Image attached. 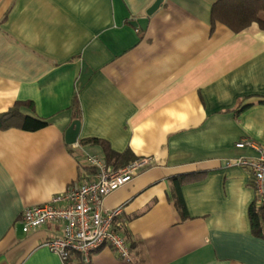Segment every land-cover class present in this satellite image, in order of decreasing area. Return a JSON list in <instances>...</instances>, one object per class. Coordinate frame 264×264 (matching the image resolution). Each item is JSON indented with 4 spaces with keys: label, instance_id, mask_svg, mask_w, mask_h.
Returning <instances> with one entry per match:
<instances>
[{
    "label": "crops",
    "instance_id": "crops-1",
    "mask_svg": "<svg viewBox=\"0 0 264 264\" xmlns=\"http://www.w3.org/2000/svg\"><path fill=\"white\" fill-rule=\"evenodd\" d=\"M155 1L0 0V113L20 102L47 122L0 125V264H65L46 245L59 225L25 232L22 213L86 179L106 148L152 162L105 199L123 207L115 227L133 261L107 245L90 264H264L255 179L231 163L260 155L238 141L264 146V29L213 27L218 0H163L150 14Z\"/></svg>",
    "mask_w": 264,
    "mask_h": 264
},
{
    "label": "built area",
    "instance_id": "built-area-1",
    "mask_svg": "<svg viewBox=\"0 0 264 264\" xmlns=\"http://www.w3.org/2000/svg\"><path fill=\"white\" fill-rule=\"evenodd\" d=\"M236 145L260 154L254 159H232L231 163L251 169L255 179V201L264 205V146L251 138L240 140ZM87 162L92 170L82 182L73 183L47 203L24 209L23 229L28 232L45 224H58V233L46 245L59 254L65 264H90L92 254L107 245L112 246L121 258L133 261L129 243L115 227L123 207L108 208L105 199L147 169L152 157L136 158L121 168L111 167L105 157L98 155L89 156Z\"/></svg>",
    "mask_w": 264,
    "mask_h": 264
},
{
    "label": "trees",
    "instance_id": "trees-1",
    "mask_svg": "<svg viewBox=\"0 0 264 264\" xmlns=\"http://www.w3.org/2000/svg\"><path fill=\"white\" fill-rule=\"evenodd\" d=\"M218 21L229 26L234 32H240L253 23H258L264 29V0H218L212 7V26L215 27ZM20 105L21 103L18 102L9 111L0 113L1 126L5 125V121H10V125L3 127L16 126L25 130H36L47 124L41 118L21 114ZM73 110L76 117L79 118L80 105L77 97L74 99ZM88 141L102 142L96 138L88 139ZM106 158L108 163L113 160L112 162L121 163L123 166L136 157H133L129 151L120 154L106 148ZM177 202L184 215L187 214L184 200L179 197ZM249 215L253 233L264 238V205L255 201L249 209Z\"/></svg>",
    "mask_w": 264,
    "mask_h": 264
},
{
    "label": "water",
    "instance_id": "water-1",
    "mask_svg": "<svg viewBox=\"0 0 264 264\" xmlns=\"http://www.w3.org/2000/svg\"><path fill=\"white\" fill-rule=\"evenodd\" d=\"M162 2L163 0H156L154 4L150 7V9L148 10V13L151 14L155 12L161 6ZM81 125H82L81 120L76 119L72 122V124L66 131V141L69 144H73L77 142L79 134H80V130H81Z\"/></svg>",
    "mask_w": 264,
    "mask_h": 264
}]
</instances>
